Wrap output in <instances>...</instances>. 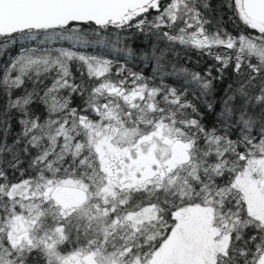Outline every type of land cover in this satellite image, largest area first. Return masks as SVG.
Returning a JSON list of instances; mask_svg holds the SVG:
<instances>
[{
	"label": "snow or ice",
	"instance_id": "6c2138e0",
	"mask_svg": "<svg viewBox=\"0 0 264 264\" xmlns=\"http://www.w3.org/2000/svg\"><path fill=\"white\" fill-rule=\"evenodd\" d=\"M0 264H264V0H0Z\"/></svg>",
	"mask_w": 264,
	"mask_h": 264
}]
</instances>
